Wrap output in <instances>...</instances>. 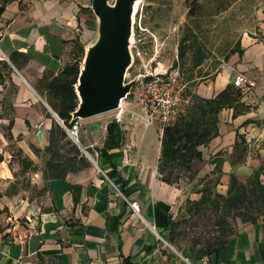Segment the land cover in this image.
Listing matches in <instances>:
<instances>
[{
  "label": "crops",
  "instance_id": "1",
  "mask_svg": "<svg viewBox=\"0 0 264 264\" xmlns=\"http://www.w3.org/2000/svg\"><path fill=\"white\" fill-rule=\"evenodd\" d=\"M91 4L19 0L0 18V51L12 65L0 57L12 68L0 74V264H264V221L241 223L226 247L202 258L181 254L169 242L173 207L199 199L202 184L189 179L183 191L177 182L163 181L158 127L104 115L83 121L79 143L92 164L44 179L56 120L46 85L90 36ZM241 47L242 56L236 53L230 66L196 91L214 98L233 86L237 74L257 83L252 89L233 86L245 108L237 115L234 109L219 114V136L199 148L202 159L191 166L197 178L205 177L215 169L211 159L224 153L217 189L222 194L231 173L246 183L264 161V42L245 38ZM10 144L36 169L22 172L21 163L11 164Z\"/></svg>",
  "mask_w": 264,
  "mask_h": 264
},
{
  "label": "rangeland",
  "instance_id": "2",
  "mask_svg": "<svg viewBox=\"0 0 264 264\" xmlns=\"http://www.w3.org/2000/svg\"><path fill=\"white\" fill-rule=\"evenodd\" d=\"M89 15L93 29L83 47L93 42L97 36V18L92 9H89ZM185 36L189 39L190 48L186 58L182 60L179 57V46ZM245 38L264 42V0H143L135 16L132 44L134 63L127 76L128 81L139 77L128 100L131 112L143 114V108L138 100L135 101L134 95L143 91L140 82L142 79L161 78L166 82L175 79L179 84L188 85L185 90L186 97L198 95L196 91L199 85L213 80L225 67L233 63L237 54H232L231 51ZM198 50H201L206 60L200 67L194 68L193 57ZM189 77L196 79L187 84ZM10 95L9 92L6 96ZM129 113H124L122 119L128 117L134 125L148 127L138 119L131 118ZM117 114H104V119H115ZM83 128V132L88 133L84 131L85 124ZM79 141L82 142L81 134ZM6 149L12 155L11 164H22L23 159H27L15 144L7 145ZM89 162L92 164L90 160ZM261 166H264V161ZM185 175L184 173L178 181L179 188H183V191L189 180ZM194 180L197 187L203 184L204 177L197 178L195 175ZM261 180L264 182V169ZM188 200H191L190 197L175 205L172 210L177 224L176 246L181 254L196 255L195 251L201 249L208 239L218 237L224 231L232 232L228 234V237H232L238 225L245 222L242 218H228L227 224L217 226L218 214L213 210L188 214ZM258 221H264V214Z\"/></svg>",
  "mask_w": 264,
  "mask_h": 264
},
{
  "label": "trees",
  "instance_id": "3",
  "mask_svg": "<svg viewBox=\"0 0 264 264\" xmlns=\"http://www.w3.org/2000/svg\"><path fill=\"white\" fill-rule=\"evenodd\" d=\"M17 1L19 0H0V18L8 5ZM188 41L189 39L185 36L179 46V57L182 60L186 58L187 50L190 48ZM196 53L197 55L193 57L194 68L200 67L206 60L201 50ZM231 53H238L242 56L241 43H237L236 49ZM83 57L84 47L82 46L80 51L75 53L74 61L67 65L58 76L48 81L46 85L47 95L51 99L49 105L67 127H71V114L75 111L78 103L75 84ZM4 69L12 72L9 64L0 60V74ZM195 79V77H189L187 84H191ZM241 98L240 91L235 90L231 85H228L214 98L207 99L198 95H191V104L185 113L181 114L173 124L166 127L162 134L159 169L164 182L168 184L178 183L184 173L189 179L195 177L191 166L194 161L202 159L199 148L208 145L219 136V114L224 109H234L235 115L242 113L240 107H245L241 103ZM46 154L48 157L45 162V180L63 178L69 172H77L91 165L81 149L69 138L62 125L54 119ZM223 155L224 153L219 152L211 159V163L215 164V169L204 177L202 187L197 190L200 198L187 201L189 203L187 212L193 215V213L213 210L218 214L217 226L227 224L228 218H242L245 222L256 224L260 216L264 214V182L261 180L264 166L255 170L246 183L240 182L236 175L231 173L227 192L222 194L217 188L223 174ZM1 161H3V157L0 156ZM22 165V172H25L26 169H36L34 163L28 159H23ZM176 227L175 219L170 216L167 229L169 242L174 246H176ZM231 233L224 231L218 237L208 239L201 249L195 251L196 256L202 258L226 247L231 241L232 237H228V234Z\"/></svg>",
  "mask_w": 264,
  "mask_h": 264
},
{
  "label": "water",
  "instance_id": "4",
  "mask_svg": "<svg viewBox=\"0 0 264 264\" xmlns=\"http://www.w3.org/2000/svg\"><path fill=\"white\" fill-rule=\"evenodd\" d=\"M142 1L92 0L91 9L97 18V36L84 47L75 84L78 103L71 114V125L76 120L83 122L122 109L123 101L138 83L139 77L128 81L127 76L134 63L135 16ZM0 56L11 65L1 51ZM49 110L62 124L57 114ZM75 143L91 158L78 141Z\"/></svg>",
  "mask_w": 264,
  "mask_h": 264
},
{
  "label": "built area",
  "instance_id": "5",
  "mask_svg": "<svg viewBox=\"0 0 264 264\" xmlns=\"http://www.w3.org/2000/svg\"><path fill=\"white\" fill-rule=\"evenodd\" d=\"M145 78V77H144ZM142 79L140 82L143 85V91L135 95V101H139L143 108V114L137 115L130 110L129 97L123 101V108L116 111L118 114L116 120L120 122L124 113L130 112L133 119H138L141 123L147 126L158 127L161 132L171 124L185 111L191 104V98L186 97V84H179L175 79L168 82L161 78H152L150 80ZM139 82V83H140ZM232 84L235 88H255L257 83L243 74L234 76ZM133 103V101H131ZM62 127L66 130L69 137L74 142H79L81 131V120L73 122L71 127H67L62 122ZM43 127V123H39L36 127L39 133ZM135 211H139L136 204L132 205Z\"/></svg>",
  "mask_w": 264,
  "mask_h": 264
},
{
  "label": "bare ground",
  "instance_id": "6",
  "mask_svg": "<svg viewBox=\"0 0 264 264\" xmlns=\"http://www.w3.org/2000/svg\"><path fill=\"white\" fill-rule=\"evenodd\" d=\"M137 5H139V3Z\"/></svg>",
  "mask_w": 264,
  "mask_h": 264
}]
</instances>
